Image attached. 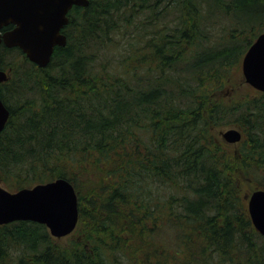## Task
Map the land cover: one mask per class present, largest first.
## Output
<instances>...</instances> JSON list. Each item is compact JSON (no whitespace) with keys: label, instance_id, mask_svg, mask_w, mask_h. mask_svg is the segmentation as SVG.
I'll list each match as a JSON object with an SVG mask.
<instances>
[{"label":"trees","instance_id":"trees-1","mask_svg":"<svg viewBox=\"0 0 264 264\" xmlns=\"http://www.w3.org/2000/svg\"><path fill=\"white\" fill-rule=\"evenodd\" d=\"M262 14L264 0L73 7L49 65L26 57L1 85L0 180L12 192L69 180L77 236L0 226V264H264L239 183L264 189V93L236 87ZM13 51L0 46V70ZM234 125L236 153L215 131Z\"/></svg>","mask_w":264,"mask_h":264},{"label":"water","instance_id":"water-1","mask_svg":"<svg viewBox=\"0 0 264 264\" xmlns=\"http://www.w3.org/2000/svg\"><path fill=\"white\" fill-rule=\"evenodd\" d=\"M89 0H0V45L19 48L34 64L45 68L56 47L67 45L63 32L69 24V13L75 6L87 7ZM245 83L264 93V32L249 47L242 59ZM9 80L7 71L0 70L1 84ZM10 118V110L0 93V133ZM228 144H238L243 133L235 128L222 133ZM248 212L254 228L264 237V189L249 196ZM78 195L73 184L64 178L37 184L12 192L0 188V226L18 221L45 225L52 237L71 235L79 224Z\"/></svg>","mask_w":264,"mask_h":264},{"label":"rangeland","instance_id":"rangeland-1","mask_svg":"<svg viewBox=\"0 0 264 264\" xmlns=\"http://www.w3.org/2000/svg\"><path fill=\"white\" fill-rule=\"evenodd\" d=\"M261 18L264 19V14L258 16V20H260ZM9 57L15 58L13 65L7 68L8 74H9V76H11L14 73V70L16 68H18L21 64H24L26 62V55H21L18 52L13 51V52H11L9 54ZM242 59H243V57H242ZM238 83L239 84L236 87L238 89H241L242 92L248 91L247 87L252 89V90H254L256 92L255 89H253L251 86H249L248 84L245 83V78H244V75H243V72H242V61L240 63V68H239V71H238ZM256 96H257V94H256ZM232 128L238 129V130H240L243 133V131L238 126H235V125L234 126H225V127L215 128L216 133L218 134L219 138L221 139V141L224 144H228V143L223 139L222 133L226 132L227 130L232 129ZM245 140H246V135L243 133V139H242L241 142H239L238 144H228V145H230L232 151L236 153V152L239 151L242 143ZM239 178H240L239 183H240V185H241V187L243 189V193L245 195V206H246V209L248 211L249 196L252 194V192L258 190V187H256L248 178H246L243 175L242 172H240V177ZM2 187L8 189L6 187V185L0 180V188H2ZM76 236H77V234H76V230H75L71 235L63 237L61 239H57L56 238V240L59 243L66 245V244L69 243L70 240L76 238Z\"/></svg>","mask_w":264,"mask_h":264},{"label":"flooded vegetation","instance_id":"flooded-vegetation-1","mask_svg":"<svg viewBox=\"0 0 264 264\" xmlns=\"http://www.w3.org/2000/svg\"><path fill=\"white\" fill-rule=\"evenodd\" d=\"M13 28H14V26L10 25V26L4 27L2 30H0V32H1L2 34H4V33L8 32V31L12 30ZM0 46H4V47H6V46L4 45V43H1ZM6 48H7V47H6Z\"/></svg>","mask_w":264,"mask_h":264}]
</instances>
